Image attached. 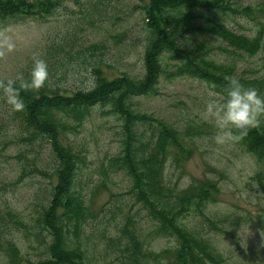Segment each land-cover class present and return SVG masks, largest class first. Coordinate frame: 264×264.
Listing matches in <instances>:
<instances>
[{
	"label": "rangeland",
	"instance_id": "1",
	"mask_svg": "<svg viewBox=\"0 0 264 264\" xmlns=\"http://www.w3.org/2000/svg\"><path fill=\"white\" fill-rule=\"evenodd\" d=\"M91 1H70L47 20L29 18L0 24V35L10 37L15 44L13 51H4L0 56V78H14L22 73L33 57L41 53L44 44L58 40H74L75 51L84 50L87 44H102L95 56L89 51L75 54L73 58L61 56L59 75L63 77L58 84L62 88L70 90L93 85L96 80L94 67L100 60L110 79L126 73L140 75L146 45L142 7L149 0H102L100 11H92L93 4L88 5L99 0ZM242 4L255 7L253 14L230 15L223 19L224 23L239 33L253 36L264 28V0H242ZM210 39L220 44V41ZM167 57L164 58L167 63L157 87L158 94L135 97L136 108L162 118L180 130L190 127L195 133L185 142V146L192 149V155L185 158L176 150V160L172 157L168 160L165 183L184 189L196 179L216 181L219 192L215 201L208 202L205 214L218 222L223 231L212 228L195 211H191L183 222L211 240L223 255V264H264V230L260 224L261 221L264 223V195L253 178L263 167L236 139L222 145L215 143V123L205 116V105L210 92L221 102L224 96L197 78H170L168 72L175 68L174 61L165 60ZM218 57L223 59L222 55ZM238 65L240 75L264 77V41L257 55L239 59ZM6 108V102L0 99V115ZM108 110V107L95 108L76 131L68 128L62 136V142L83 157L78 189L92 210L80 236L86 251V264H123L125 237L122 228L127 217L132 218V228L139 232L148 250L159 253L176 246L174 237L158 234L156 221L130 193L129 177L110 167L120 150L121 121ZM153 129L152 125L146 124L142 132L148 137ZM1 153L0 209L11 208L21 216L25 226L15 227L10 236L20 248L24 263L28 264L49 256V235L46 231H38L35 220L52 183L56 182L54 176H48L53 174L54 167L51 145L47 139L37 140L32 145L14 139ZM37 166L45 167L48 174L38 173ZM234 219L238 224L232 223ZM2 258L0 254V264H3ZM167 258L168 255L159 263L166 264ZM146 264L158 263L150 260Z\"/></svg>",
	"mask_w": 264,
	"mask_h": 264
},
{
	"label": "trees",
	"instance_id": "2",
	"mask_svg": "<svg viewBox=\"0 0 264 264\" xmlns=\"http://www.w3.org/2000/svg\"><path fill=\"white\" fill-rule=\"evenodd\" d=\"M70 1L80 3V0H0V24L8 25L29 18L47 20ZM95 2L88 4H93L92 11L102 10V0ZM254 10L252 5H243L242 0H149L142 7L146 30L143 72L140 75L126 73L110 79L105 75L100 60L94 67L95 83L88 88L69 90L58 84L63 77L59 75L60 58L63 54L73 58L85 51L95 56L96 51L102 48L101 42L87 44L84 50L76 51L74 40H58L43 45L36 58L47 63L49 79L38 91L21 92L24 110L13 111L6 103L7 108L0 115V156L14 139L30 145L47 139L51 145L54 167L53 174L48 176H54L56 182L52 183L35 220L38 231H46L49 235V256L28 264H86V251L82 248L80 236L92 210L78 189L83 157L70 145H65L62 136L68 128L76 131L97 107H108L107 112L121 121L120 150L110 167L114 171H123L129 177L130 193L156 221L158 234L176 240L174 249L159 253L148 250L139 232L132 228V218L127 217L122 228L125 237L123 264H146L150 260L160 264L167 255L166 264H223L224 257L211 240L183 222L191 211H195L212 228L223 231L218 222L205 214L208 202L215 201L219 192L218 183L209 178L196 179L186 188L176 189L167 185L164 179L168 160L170 157L176 160V150L185 158L192 155V149L185 146V142L195 133L190 127L183 131L162 118L139 111L134 98L158 94L157 87L165 73L166 55L165 60L174 61L175 69L168 72L170 78H197L224 96L225 77H234L245 87H255L258 94L264 96V77H245L238 71L239 59L253 57L262 49L264 28L251 36L235 31L223 20L230 15L251 16ZM210 38L220 41V44ZM220 55L223 59L218 57ZM31 64L32 60L22 69L25 77ZM4 80L0 78V81ZM0 99H4L2 92ZM259 119L257 127L249 128L246 135L236 140L261 163L263 170L253 178L264 195V116ZM146 124L154 128L148 137L142 132ZM239 131L233 129L234 135H239ZM35 170L48 174L45 167L37 166ZM232 223L238 224L237 219ZM260 224L264 230V223L261 221ZM24 226L15 210L0 209L3 264H25L20 248L10 236L15 227Z\"/></svg>",
	"mask_w": 264,
	"mask_h": 264
},
{
	"label": "clouds",
	"instance_id": "3",
	"mask_svg": "<svg viewBox=\"0 0 264 264\" xmlns=\"http://www.w3.org/2000/svg\"><path fill=\"white\" fill-rule=\"evenodd\" d=\"M14 48L10 37L0 35V56ZM48 79L49 70L45 60L33 57L28 76L18 73L14 78L0 81V92L13 111H22L25 103L21 92L38 91ZM225 80L227 86L222 102L213 98L216 94L210 92L205 105V116L211 117L215 123L213 140L220 145L246 135L247 130L257 127L259 118L264 116V96L259 95L255 87H245L234 77L226 76ZM233 129L240 130L239 135H234Z\"/></svg>",
	"mask_w": 264,
	"mask_h": 264
}]
</instances>
